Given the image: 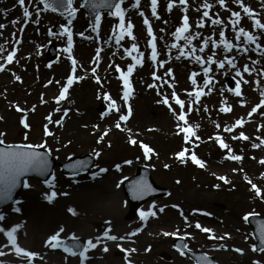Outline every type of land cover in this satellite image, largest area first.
Segmentation results:
<instances>
[{
  "label": "rangeland",
  "instance_id": "1",
  "mask_svg": "<svg viewBox=\"0 0 264 264\" xmlns=\"http://www.w3.org/2000/svg\"><path fill=\"white\" fill-rule=\"evenodd\" d=\"M208 1L186 0L185 4H181L180 0H157L156 15L153 16L151 0H124L120 5L124 12L125 34L122 36L123 41L116 44L114 37L120 36L121 31L117 16L101 15L99 27L95 28V20H90L80 11L74 18H62L44 11L38 0H24L23 6L19 0H0V24L4 25L0 28V66L3 68L0 70V133L3 134L0 140L6 144L20 141L23 144L44 145L40 148L48 149L57 161H64L71 156L100 153L99 156L95 155V167L78 179H67L56 170L54 178L47 184L36 180L27 183L29 186L21 192L16 204L0 213L3 216L0 228L5 230L0 232V264H29V258L18 255L7 239L6 231L13 227L17 229L14 235L18 246L38 254L31 259L38 264H78L81 262L80 257L41 256L46 252L44 247L48 245L49 238L59 233L60 239L80 237L86 240L96 235L95 224L106 223L112 229L115 220L127 224L115 227L110 235L117 236L115 241L135 239L136 246L133 249L141 256L131 254L132 259L122 261L115 250L123 246L114 242L112 244L117 249H112L105 261L98 263L189 264L169 249L174 242L173 236L170 239L163 235L165 231L175 233L177 230L174 229L179 224L186 223L188 228L186 231L179 230L178 236L189 234L184 239L192 250L207 252L220 264H253L254 261L264 264V253L251 251L254 243L251 230L242 219L250 212L264 216V199L255 197L247 182L251 180L264 194V164L260 162L264 160V148L257 147L261 149L259 152L250 150L253 145L264 140V118L260 117L264 115V106L257 108L256 114L251 112L258 105L254 103L258 95L264 93V62H258L257 66L254 63L255 56L264 51V29L254 26L255 20L264 23V0H242L243 5L252 10V17L244 13L237 2L238 11H235L243 15L249 32L257 35L260 39L256 42L262 45L252 46L244 41L246 39L243 36L237 39L236 32L230 35L224 33V38L235 44L231 51L224 50L219 36L222 30L212 21H224L223 16H232V13L222 14L218 0H214L212 7L206 8L204 5H209ZM81 2L75 1L77 8ZM170 3L171 10L168 7ZM138 5L140 8L137 10L134 6ZM225 5L234 12L233 0H225ZM226 7L223 6L224 9ZM25 9L30 13L29 17L23 15ZM133 10L138 12V16H135V12L132 14ZM205 11L211 19H203ZM185 16L188 18L189 31L194 32V35L187 48L175 45L177 55H187L194 49L203 48V51L201 54H192L190 64L182 68V64L175 63V60L170 64L167 54L171 50L176 30L183 26ZM145 19L148 25L144 24ZM129 22L133 25L132 36L127 35L126 26ZM56 24L70 29V52L67 50V33L57 36L54 32ZM149 26L160 43L157 66H153L149 57ZM98 29L102 34L101 42L97 40L95 32ZM206 40L207 45L204 43ZM52 41L58 45L59 59L54 64H48L45 52ZM133 45L136 46L135 50ZM210 45L213 51L207 52L206 48ZM12 52L15 55L12 62L8 63L7 58ZM209 56L217 63H207ZM196 57H200V61ZM73 59L76 61L75 72L72 70ZM228 59H232L236 65L232 67L233 71L227 73L230 74L229 83L235 82V87L237 83L240 84L242 95L239 98L231 97L232 93L224 88L228 75L222 76L230 66ZM137 60L141 62L137 63ZM219 62H224V68L219 67ZM129 66H134L128 76L132 91L131 98L125 101L116 71L118 67L127 74ZM245 66L249 72H244ZM205 68L209 69L207 75ZM237 71L241 75L237 76ZM153 73L160 77L161 82L153 79ZM194 73L196 75L193 77ZM70 76L74 80L68 86ZM193 78L196 80L195 85L192 84ZM209 80L211 82L206 83ZM213 82L219 84L214 86ZM64 87H68L65 99L57 103ZM221 90L223 93L219 94ZM197 91H207L208 96L200 97L201 100L199 98L197 102ZM210 91L216 96L211 98ZM173 92L184 101L187 124L177 119L181 109L174 102ZM222 98L225 102L219 100ZM164 99L168 100V104L162 102ZM259 99H264V96ZM126 104L131 105L133 115L124 121L120 117L126 115ZM102 106L107 108L104 114L100 111ZM222 107H230L231 111L222 112ZM22 120L29 125L28 128L23 126ZM237 120H242V125L238 126ZM250 120L255 121L248 123ZM116 123L120 124L119 129L115 127ZM45 126L52 135H45ZM183 127H191L195 132L187 141L184 139L185 133L181 131ZM226 128L231 131H225ZM105 131L107 134L103 135ZM241 133L248 139L239 138ZM102 135L103 140H100ZM217 137L228 148H219ZM130 139L136 140L137 144H131ZM140 143L153 150L149 153L150 158H145ZM182 150H186L183 163L177 159V154ZM193 153L204 163L203 167L191 161ZM230 155L242 159H228ZM128 160L132 163H125ZM142 165L152 169L154 182L160 188L169 189L170 197L146 202L136 211L135 219L132 218L131 222V210L122 189V181L133 176L137 167ZM220 176L226 177L229 183L220 180ZM53 191L56 196L49 201L47 196ZM94 193L109 196L98 207L89 205L84 209L78 205L79 208H74L77 201L84 202ZM112 194H116L115 199ZM111 199L114 201L110 202ZM166 204L178 206L183 211L176 213L169 208L166 211ZM150 205H154L153 209ZM145 207L149 211H143ZM160 208L165 211H158ZM106 209H118L121 215L114 220ZM192 209L193 213H189ZM142 212H155L156 215H146L149 220L141 227ZM62 213L64 216L61 218ZM176 214L184 218L180 220ZM48 217L55 218L53 224H49L51 219ZM197 223L212 232H201L195 227ZM59 226H62V232H58ZM137 230L141 232L138 234ZM226 234L227 238L222 240L208 238L209 235L220 237ZM158 242H165L161 243L159 250L156 247ZM99 245L90 250L98 251ZM237 248L247 252L246 256L239 258V253L235 251ZM164 253L170 255L167 262L162 259Z\"/></svg>",
  "mask_w": 264,
  "mask_h": 264
},
{
  "label": "snow or ice",
  "instance_id": "2",
  "mask_svg": "<svg viewBox=\"0 0 264 264\" xmlns=\"http://www.w3.org/2000/svg\"><path fill=\"white\" fill-rule=\"evenodd\" d=\"M41 2L45 4V9L46 10L51 8L52 11H56L57 8H62V9H64V11H66L68 13V15L70 17L74 16L76 11H77V9L75 7H73V0H55V6H53L52 4L48 3L47 0H41ZM86 2H87V0H86ZM218 2H219V4L222 7L225 6V0H218ZM235 2L240 4V6L243 9L244 13H246L249 17H252L254 15L251 9H249L248 7L243 5L242 0H235ZM19 3H20L21 6H23L24 5V0H19ZM156 3H157V0H151L153 16L156 15ZM180 3L181 4H185L186 0H180ZM103 5L107 6V7H110V8L114 7L115 11L110 13V14L119 17V20H120L119 28L121 30L120 31V37L117 38V43H119L120 38H122V36L125 34L124 12H123V10L121 8L120 3L112 4V3H109V0H103ZM204 6L206 8L210 7L208 4H205ZM168 7H169V10H171L172 4L170 3ZM23 15L25 17H29L30 13L28 12L27 9H25ZM141 15H143V13H141ZM208 15H209V13L207 11H205L203 13V16H205V17H208ZM232 15L234 17H236V19L231 22L232 25H233V28L235 30V25H237L239 23V20H240V12H233ZM100 21H101V17L99 15H97L95 17V28L99 27ZM212 23L221 24L222 21L219 20V19H215V20L212 21ZM144 24L145 25L149 24L147 19L144 20ZM199 26L203 27V24H200ZM254 26L256 28H258V29H264V23H261L259 20H255L254 21ZM3 27H4V25L0 24V28H3ZM189 27L190 26L188 24V18H187V16H185L184 17L183 26L176 30L175 35H176L177 39H180L182 37L185 41H190V39H191L190 35H183L184 33H188L189 32ZM132 28H133V25L130 22L127 23L126 29H127V35L128 36H132V32H131ZM147 31H148L149 37H152L153 40H154L155 38L153 37L152 29H151L150 26L148 27ZM64 32L67 33V37H68V49L67 50L70 52L71 51V46H72V33H71L69 28H65ZM219 36H220L221 42L223 44L224 50L231 51L233 49L234 45L224 38V36H225L224 32L221 31L219 33ZM240 36H244L246 38V40L248 42H250V43H255L256 40H257L256 36L246 32L245 29H243V28L239 29L236 38L239 39ZM133 39H134V37H133ZM204 43H205V45H207L208 41L206 40ZM213 44H214V42H213ZM214 46H215V44H214ZM173 47H175V45H173ZM257 47H259V45H257ZM135 49H136V46L133 45V50H135ZM201 51H203V48L201 49ZM245 51H246V49H245ZM14 55H15L14 52L9 54V56L7 58L8 59V63L12 62V58H13ZM97 59H98V57H97ZM133 59H136V58L133 57ZM196 59L198 61H200V57H196ZM152 60H156L155 43H152ZM140 62H141L140 60H137V63H140ZM206 62L207 63H217L215 60H213V58L211 56L208 57ZM227 63L233 68L236 67V65H235V63H234V61L232 59H228ZM72 65H73V69L72 70H73V72H75L76 61L74 59L72 60ZM224 66H225L224 62H219V67L220 68H224ZM133 68H134V66H129L127 68V74L121 72V79L124 81L125 88L127 89V91H125L124 97H123V99L125 101L128 100L129 93L131 92V85L129 83L128 76H130V74L132 73ZM0 70H3L2 66H0ZM243 70H244V72H249V69H248L247 66H245ZM117 71H120V69L118 67H117ZM204 71H205V75H207L209 69L205 68ZM93 72H95V69H93ZM168 74L169 75L171 74L170 71H169ZM236 74H237V76L241 75V73L239 71H237ZM195 75L196 74L194 73L193 77ZM17 79H19V77H17ZM73 80H74V77L70 76L68 78V81H67L68 86H71L73 84ZM97 82L99 83V78H97ZM210 82H211L210 80L206 81V83H210ZM244 82L247 83V81H244ZM49 83H51V81H49ZM192 84L193 85L196 84V80L194 78L192 79ZM67 91H68V87L62 88V90L60 91V94H59V98L57 99V103H59L60 100L65 99V95H66ZM204 94L205 93H203L202 91L195 92V101L198 102L200 96L204 95ZM172 95H173V97H175V103L177 105H179V107L181 109V111L179 112V114L177 116V119L179 121H184L185 124H187V121H186V118H185V113L183 111V109L185 107L184 101H182L181 99L176 97L175 92H173ZM189 95H192V94L190 93ZM235 95L238 96V97L242 95V93L240 91V84L239 83H237V85H236ZM262 96H264V93H262ZM106 98H108V97L106 96ZM162 102L164 104H168V100L167 99H164ZM261 106H264V99H261L260 104H258L255 107H253L251 112H256L257 108H260ZM113 107H115V102H113ZM169 107H171V106H169ZM17 110L20 111L19 108ZM220 111H222V112L231 111V108L230 107H227V108L222 107L220 109ZM66 114H67V112H65V115ZM129 114H130V110H129ZM249 115H251V113H249ZM47 119L51 120V117H48ZM120 119L126 121L128 119V115L121 116ZM21 123H23V126L25 128L29 127V125L24 120H22ZM56 123L59 124L60 121H56ZM242 123H243L242 120H237L236 121V124L238 126L242 125ZM115 127L119 129L120 128V124L116 123ZM217 127H219V126L217 125ZM44 131H45V135H52V133L48 131L47 126H45ZM181 131L185 133V136H184L185 141H187L190 136L195 135V132H194L193 128H191V127L181 128ZM225 131H231V129H227L226 128ZM106 134H107V131H105V133L103 135H106ZM0 135H3V134L0 133ZM103 135L100 137V140H103ZM234 138H236V137H234ZM239 138L248 139V137L244 136L243 133H241ZM197 139H198V137H197ZM217 140L219 141L220 147L222 149L228 148V145H226L223 142L222 139L217 137ZM129 142L131 144H133V145L137 144V141L134 140V139H130ZM2 143H3V141L0 140V144H2ZM43 146L44 145L25 144V145H21V146H10L7 149H0V199H7L9 197L12 189H14L16 187L17 182L19 180V177H21L24 173H26V172H28L30 170H40L41 172H43L47 168V160L45 158L44 153L35 151L36 148L43 147ZM139 146L143 149V154H144L145 158H150L149 157V153H151L153 150L149 146H147V145H145L143 143H140ZM254 147H258V145H254ZM185 151L186 150H182L180 153L177 154V159H179L182 163L185 162ZM229 151H231V150L229 149ZM95 155L99 156L100 153L96 152ZM190 159H191V161L193 163L199 165L200 167L204 166V163L202 161H200L195 156L194 153L191 155ZM228 159L240 160V159H242V157L235 156V155H230L228 157ZM260 162L262 164H264V160H262ZM78 163L83 165L84 162L81 161V162H78ZM125 163L131 164L132 161L128 160V161H125ZM165 167H168V165H165ZM117 169H119V165H117ZM100 171L103 172V171H106V169H100ZM219 179L223 180L225 183H229V181L226 179V177L220 176ZM247 182L250 184L251 190L254 192L255 197L264 199V194H262L261 188L258 187L256 184L252 183L251 180H248ZM28 186L29 185H27V184L24 185V187H28ZM216 187H219V185H216ZM55 196H56V192L53 191V192L50 193V195L47 196V199L49 201H51L52 199L55 198ZM173 207H176V206L174 205ZM18 210L19 209H17V211ZM69 211H72V210L70 209ZM160 211L163 212L164 209L160 208ZM146 215L155 216L156 213L155 212H150V213L145 214V213L142 212L141 213V218L142 219L146 218ZM256 215H258V214L255 213V212H250V213L245 214L242 217V219L245 222H249L250 217H254ZM0 220H3V216H0ZM195 227L197 229H199L201 232H205V233H211L212 232V230L209 229V228L201 227V225L199 223H197L195 225ZM16 230H17L16 227H13L11 230L6 231L7 239L11 243L12 247L15 249V252L18 255H23L25 257H28L29 261H31V259L36 257L38 254L29 252V251H27V250H25V249H23V248L18 246L17 240H16V236L14 235ZM4 231L5 230L3 228H0V232H4ZM60 231L62 232L63 229H60ZM259 232H260L261 247H259V249H258L256 246H253L252 251L259 250L261 252H264V223L260 224ZM132 235H135V233H132ZM163 235H165V236H178L179 235V229H177V231L175 233L165 232V233H163ZM188 235L189 234L185 233V236L181 237V239L188 238ZM105 237H106V239L112 240V241H115V240L118 239L117 236L108 235L107 233H105ZM208 238L209 239H221L222 240V239L227 238V234L225 236H220V237H216L214 235H209ZM73 239H75V237H73ZM119 239H123V237H120ZM61 243H62V241L59 238V233H56V234L52 235L49 238V240H48L49 246H51L53 248L59 247L61 245ZM97 243H99V240H97V242L94 243L93 240L89 239L87 241L86 245L80 246V247H82V250L79 251V252L74 251L70 247H64V251L70 253L72 256L79 255V257L81 258V261L83 262V260L86 259L85 254L90 249L96 248L97 247ZM185 249H188V245L186 243L182 246V248H178L177 250L180 252V255L183 256L185 254V251H184ZM188 250L191 251L190 249H188ZM104 251L105 252L108 251L107 246L104 247ZM129 251L130 252H135V249H130ZM235 251L242 254V249L237 248V249H235ZM0 254H2V253H0ZM201 259L207 260V257L204 256ZM129 264H130V262H129ZM253 264H259V261H254Z\"/></svg>",
  "mask_w": 264,
  "mask_h": 264
},
{
  "label": "bare ground",
  "instance_id": "3",
  "mask_svg": "<svg viewBox=\"0 0 264 264\" xmlns=\"http://www.w3.org/2000/svg\"><path fill=\"white\" fill-rule=\"evenodd\" d=\"M108 192H109V190L108 189H106ZM95 195H98V196H95V195H92L90 198H86L85 200H84V202H81V203H79V201H77L78 203H75L73 206H74V208L76 209V208H79V206L78 205H82L83 206V208L85 209V208H87V207H90L89 205H94V206H99L100 204H103V203H101L102 201H105L106 199H108V197H106V196H109V195H105V194H101V193H94ZM113 195V197L112 198H116V194H112ZM85 201H87V203L85 202ZM112 201H114V200H110V202H112ZM83 204H87V205H83ZM56 209H58V207L56 208ZM106 212H109L111 215H110V217L112 216L113 218H114V220L115 219H118L119 218V216L121 215V212L118 210V209H115V210H111V209H106ZM87 213H89V212H86V214ZM8 215V214H7ZM64 215H63V213L61 214V218L63 217ZM46 218H47V216H46ZM44 219H45V217H44ZM48 219H51L50 221H49V224H53V222H54V220H55V218H51V217H48ZM126 222V221H125ZM124 224H127V223H123L122 221H120V220H115L114 221V226H116V228H118L119 226H123ZM58 223L56 224V227H58ZM60 228V227H59ZM161 243H163V242H158L157 244H156V247L158 248V250L160 249V247H161ZM165 243V242H164ZM163 243V244H164Z\"/></svg>",
  "mask_w": 264,
  "mask_h": 264
}]
</instances>
